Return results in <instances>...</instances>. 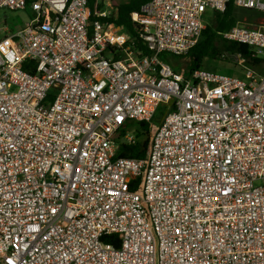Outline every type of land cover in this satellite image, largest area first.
Wrapping results in <instances>:
<instances>
[{
  "label": "built area",
  "instance_id": "2783aa9c",
  "mask_svg": "<svg viewBox=\"0 0 264 264\" xmlns=\"http://www.w3.org/2000/svg\"><path fill=\"white\" fill-rule=\"evenodd\" d=\"M227 3L149 0L130 34L112 0H0L29 11L0 32V264H264V73L166 62ZM221 36L264 66V26ZM159 108L145 157H116Z\"/></svg>",
  "mask_w": 264,
  "mask_h": 264
},
{
  "label": "trees",
  "instance_id": "16d2710c",
  "mask_svg": "<svg viewBox=\"0 0 264 264\" xmlns=\"http://www.w3.org/2000/svg\"><path fill=\"white\" fill-rule=\"evenodd\" d=\"M114 6L116 13L109 18V21L123 30L134 34L133 23L130 16L133 12H138L140 7L149 0H115ZM237 8L234 0H228L226 9L223 12H215L206 21L205 28L202 30L201 36L197 44L184 56L175 57V59H185V68L179 71L182 74H189L195 69H204L203 63L206 60L223 61L221 55L223 53L238 54L245 59L246 64L259 66L262 61L250 57L249 47L245 44L227 41L222 38V34L234 27L239 19L237 17ZM253 11V9H241ZM163 114V108L154 115L151 123L144 121L131 122L126 124L118 135V148L116 157L123 158H143L146 155L147 144L149 141V133L156 125L157 121ZM135 133V141L132 144H127L121 141V137L127 132ZM105 241H111L117 245V236L110 235L103 238Z\"/></svg>",
  "mask_w": 264,
  "mask_h": 264
},
{
  "label": "rangeland",
  "instance_id": "374dc122",
  "mask_svg": "<svg viewBox=\"0 0 264 264\" xmlns=\"http://www.w3.org/2000/svg\"><path fill=\"white\" fill-rule=\"evenodd\" d=\"M112 1L116 3L115 0ZM208 15H210L209 12H207V16ZM237 17L239 19V23L247 27L264 24V13L256 10L247 11L237 9ZM28 19L29 11H10L6 9L0 10V32H2L3 27L19 29L28 21ZM221 59L223 61L206 60L203 63V68L210 72L224 76L245 79V69L238 63V59L235 55L223 53L221 55ZM166 62L177 71H181L183 68H185V59H175L173 57H168ZM250 66L254 68L256 72L264 73V66Z\"/></svg>",
  "mask_w": 264,
  "mask_h": 264
},
{
  "label": "crops",
  "instance_id": "0c3cea01",
  "mask_svg": "<svg viewBox=\"0 0 264 264\" xmlns=\"http://www.w3.org/2000/svg\"><path fill=\"white\" fill-rule=\"evenodd\" d=\"M261 25H264V24H260V25H257V26H261Z\"/></svg>",
  "mask_w": 264,
  "mask_h": 264
}]
</instances>
